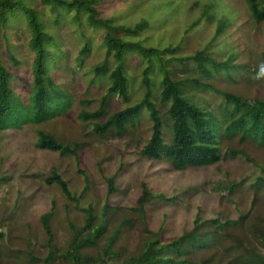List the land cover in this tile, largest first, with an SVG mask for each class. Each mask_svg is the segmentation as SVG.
I'll use <instances>...</instances> for the list:
<instances>
[{
    "label": "trees",
    "instance_id": "obj_1",
    "mask_svg": "<svg viewBox=\"0 0 264 264\" xmlns=\"http://www.w3.org/2000/svg\"><path fill=\"white\" fill-rule=\"evenodd\" d=\"M103 2L104 0H0V43L8 41L9 30L15 29L16 24L21 22L29 34L28 47L34 53L31 79L24 99L13 89L14 75L10 68V65H22L14 54V50L18 48L8 45L10 62L6 63L0 46V131L28 123L43 125L64 116L73 107L72 94L59 86L51 74L61 59L62 51L35 8V4L41 3L58 20L68 18L79 28L85 25L105 32L102 37L105 59L94 68L92 74L95 79L90 82H108V87L97 110L82 111L78 116L85 127H92L86 136L125 139L139 129L142 117L147 115L152 123V134L142 149L141 156L147 161L166 164L177 172L209 168L238 157L251 161L246 147L264 149V99L251 102L233 92H221L210 83L215 77L224 78L228 83H239L236 77L241 66L234 63V55L220 62L205 49L191 56L178 57L179 47L160 49L145 46L142 41L126 40L125 37H139L150 28V24L142 21L133 27L117 26L114 17L101 18L99 8ZM246 2L255 23H263L264 0ZM226 28L227 22L221 21L217 36ZM80 37L86 38L84 33H80ZM82 41L83 47L77 59L79 66L83 65L92 51L91 44L87 40ZM133 57L140 64L146 65L140 84L129 72L128 59ZM189 68L193 77L185 75L183 79H177V74H185ZM256 73L264 76L263 72ZM136 85L144 92L139 99L134 100ZM208 93H214L219 98L211 101L206 98ZM117 97L122 108L113 112L111 103ZM37 144L43 150L58 153L61 157H73L77 161L81 151L87 146L82 142L64 143L43 131H39ZM44 182L48 186L57 185L67 201L79 202L68 182L57 171L45 177ZM89 184L86 177L83 194L88 191ZM108 184L109 195L118 192L115 177L108 179ZM242 184L219 183L213 190L219 193L227 190V198H232L238 192L243 193ZM199 189L194 188L186 194L200 193ZM246 191L253 194L255 202L263 205L260 211H254L252 206L249 212L241 213L237 219L223 216L206 219L200 211L192 230L171 242H164L161 239L162 232L151 231L143 220L141 231L148 237L143 247L133 254L121 248L124 233L138 228L139 217L145 219L147 206L153 201L160 199L170 204L178 200L177 197L156 195L144 183L137 207L130 209L135 218L125 217L115 226L114 219L120 208L106 204L99 213L93 207L85 209L84 225L73 229L68 248L64 251L58 249L55 241L52 227L55 217L53 204L52 209L41 218L49 241V255L43 262L264 264V167ZM3 239L4 235L0 234V243ZM202 254L208 256H200Z\"/></svg>",
    "mask_w": 264,
    "mask_h": 264
},
{
    "label": "rangeland",
    "instance_id": "obj_2",
    "mask_svg": "<svg viewBox=\"0 0 264 264\" xmlns=\"http://www.w3.org/2000/svg\"><path fill=\"white\" fill-rule=\"evenodd\" d=\"M35 8L62 51L51 74L59 86L72 94L73 107L64 116L43 125L28 123L0 131V234L4 235L0 243V264H44L43 260L49 255V241L41 218L53 204L55 241L58 249L64 251L73 229L84 225L85 209L93 207L99 213L106 204L120 208L113 226L125 217H134L130 209L137 207L144 183L154 194L177 197L178 200L168 204L157 199L147 206L145 219L139 217L138 228L126 231L122 236L121 248L132 254L143 247L148 237L141 231L143 220L151 231L162 232L164 242H171L192 230L200 211L206 219L222 216L237 219L252 206L254 211H260L263 205L255 202L253 194L246 188L264 167V149L246 147L251 161L238 157L209 168L177 172L166 164L147 161L141 156L152 134V123L147 115L142 117L139 129L125 139L86 136L92 127H85L78 116L82 111L97 110L108 87V82H90L95 79L94 68L105 59L102 46L105 32L85 25L79 28L68 18L58 20L41 3L35 4ZM99 11L101 18L114 17L117 26L133 27L147 21L150 24L148 30L136 38L125 37L126 40L142 41L145 46L160 49L179 47L178 57L191 56L205 49L220 62L234 55V63L241 66L236 77L239 83H228L220 77L210 83L221 92H233L251 102L264 99V76L256 73H264V22L255 23L246 0H104ZM221 21L227 22V28L217 36ZM80 33L86 38L80 37ZM28 38L26 27L18 22L15 29L9 30L8 41L0 43L6 63L10 62L8 45L18 48L14 54L22 65H9L14 75L13 89L24 99L34 59L27 44ZM82 39L91 44L92 51L79 66L77 59L83 47ZM128 60L129 72L137 83L141 82L146 65L140 64L135 57ZM190 71L191 68L185 74H177V79L181 80L185 75L193 77ZM143 92L136 85L134 100ZM206 98L212 101L219 97L208 93ZM111 105L113 112L122 108L119 97L114 98ZM39 131L64 143L82 142L87 146L81 151L79 161L73 157H61L37 146ZM53 171L63 176L79 202L67 201L57 185H46L44 178ZM86 177L90 184L83 194ZM113 177L118 192L109 195L108 179ZM219 183H243V193L227 198V190L222 193L213 190ZM194 188L204 190L186 194Z\"/></svg>",
    "mask_w": 264,
    "mask_h": 264
}]
</instances>
